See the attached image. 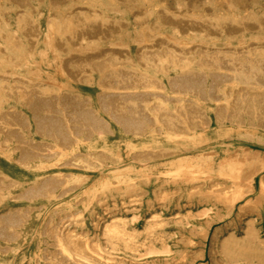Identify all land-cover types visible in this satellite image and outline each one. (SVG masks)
Segmentation results:
<instances>
[{
	"label": "bare ground",
	"instance_id": "1",
	"mask_svg": "<svg viewBox=\"0 0 264 264\" xmlns=\"http://www.w3.org/2000/svg\"><path fill=\"white\" fill-rule=\"evenodd\" d=\"M107 1L109 13L104 0H0V154L11 163L0 166V264L24 241L34 249L24 264H206L195 244L255 191L259 171L257 195L237 216L262 218L264 55L251 50L264 49V8L249 11L258 0ZM91 79L94 95L75 89ZM171 173L194 180L185 191L205 202L202 223L191 211L163 218L182 202L177 188L151 178ZM65 197L67 206L55 205ZM110 200L129 218L106 220L103 238L91 236L96 205L106 214ZM156 205L162 213L151 212ZM141 221L143 236L134 227ZM169 223L192 229L162 234ZM244 237L218 238V264L243 253L264 264L253 219Z\"/></svg>",
	"mask_w": 264,
	"mask_h": 264
},
{
	"label": "rangeland",
	"instance_id": "2",
	"mask_svg": "<svg viewBox=\"0 0 264 264\" xmlns=\"http://www.w3.org/2000/svg\"><path fill=\"white\" fill-rule=\"evenodd\" d=\"M43 4L44 3H42L41 6H43ZM103 6L105 7L104 11L109 13L110 10L108 9L109 7H108V1L107 0H104ZM261 8H264V0H258L256 2V4L250 5V7L248 9H249V11L255 12V10L258 11ZM214 9L216 10V8H214ZM237 10H240V8L237 7ZM7 13L9 16L6 18V20L8 22H10L9 26L11 27L13 25L12 21L14 20V17L12 16V11H8ZM44 14H45V12H44ZM44 14H41V16L39 17L40 18L39 22L41 24L40 26L42 29H44V18H45ZM114 14H116V16L127 15V13L125 11H122L119 13H114ZM130 20H131V18H130ZM133 27H134V25L132 23L128 24V31H130L129 33L132 32ZM245 38L248 39L249 35L246 34ZM232 41L235 43V45H237L236 39H233ZM40 45H41V43H40ZM130 49L132 52H134V50L136 49L135 45L131 44ZM251 51L254 54H258L259 52L262 51V54L264 55V49H260L259 47H254ZM75 89H77V90H79L85 94L94 95V93L97 92V85H96L95 79L94 80L91 79V80L84 82V83H78L75 86ZM14 105L17 107H20V104H18V103H15ZM210 133H212V131H210ZM235 134L236 133H232L231 136H236ZM231 136L225 137V138L223 137V138L226 141H228V140H232L235 142L238 141L236 139V137H231ZM218 138L217 137L211 138V140H217ZM130 139H132V138H130ZM113 141H117V139L116 140L114 139ZM113 141H111V143H113ZM154 141L156 142V144L165 145V146H170L173 144V142L168 137H160V138L156 137L154 139ZM117 143H119V144L115 145L116 148H119V149L126 148L125 141H123V142L118 141ZM251 145L254 147L259 146L257 144H251ZM259 147L264 148V146H259ZM223 154H224V152L219 153L217 155L218 156L217 158H219ZM6 165L11 166L10 161L6 160L3 157V155L0 154V166L6 167ZM246 165H248V164H246ZM166 168L168 169L169 167H166ZM261 174H262L261 171H259L254 176L253 183L255 185V191L252 193L246 194L245 196H243L241 198L236 199L234 201L231 212L225 216L223 214V217L220 220L215 221L210 225L208 241L205 242L206 240H204V243H202V244H198V245L195 244V246H199V247L203 248V250H204L203 252L205 254L202 256V258L200 260L205 259L206 264H218V262L224 260V258H225L218 251L219 246L221 245V242L217 241L218 238L222 237V239H223L227 236L233 235L235 239L239 240V242H241V243L246 242V239L244 237V231H245L246 223L252 219L254 220V223L259 227V229L261 231V235L264 237V209L261 208L262 218L255 216L254 213H251V212H245L240 217L237 216L239 207L243 204V202H245V200L252 198V197L257 195L256 189L258 187V182L260 180ZM171 175H172V173H171ZM91 176L96 177V173L91 174ZM169 176H170V174H166V175L160 174V176L157 178L155 176H152L151 181H153L154 185H157V187L163 186L164 188H167L169 190H173V189L177 188V192H176V194H174V197H175V199H178L179 202H182V204L179 207L178 206L177 207L169 206L168 208H166L163 211V213L161 211L162 207L160 205H156L155 207H153L151 209L152 210L151 212H154L155 214L156 213H158V214L162 213L163 218H172L175 216L184 215V214H186L187 211H191V212H193V217H190V219H192L194 222H195V220H197L198 223H202V220L204 219L203 216L196 215V213L198 211V208L203 206L205 204V202L197 200L198 193H193L192 196L189 198V197H187V193L185 191V189L189 185L194 183V180L189 181V180H185L183 178L172 180L173 177H180V175L175 174V176L172 175L170 178H169ZM197 180H201V179H197ZM120 190H122V189H118V191H120ZM116 197L120 198V197H124V196L123 195H117ZM107 198L113 199L114 197L110 196ZM67 199H69V197H65L63 200L57 202L55 205L67 206L65 204ZM5 200L11 201L13 199H9L7 196ZM110 204H111L110 205L111 209H109V211L106 214H104V209H102V207H100L99 205H96L95 210L98 213V217L100 218V222H99V225L97 227H92L90 224L88 225L87 230L92 234L91 236L98 235L99 238H101V239L103 238L101 223L106 221V220H111V219H113V217H115L117 215L118 216H127V218H129L128 216H129L130 211H127V210L123 211L120 209H116L115 206L113 205L112 201L110 202ZM49 205H51V204H49ZM262 205L264 206V200L262 201ZM112 208H114V209H112ZM222 211H225V210L222 209ZM173 212H175V213L173 215H170ZM154 213H152V214H154ZM37 217H39V215H34L35 219H37ZM143 224L144 223H142V221H141V222H138L134 225L136 234L139 236L144 235ZM184 227L188 228L187 231L192 229L191 226H189V225L180 226V225H177V223L165 224V225L161 226L160 229H161V232H163L162 234L170 235L176 229H180V228L182 229ZM185 234L189 235L190 233L186 232ZM179 235L180 234L177 231L176 235H174V237L179 236ZM177 244H179V243H177ZM33 251H34V249H29L27 247V243L24 241L22 243V245H20L16 249L14 256L11 257L12 260H11L10 264L27 263L28 260L30 261L31 259H33V256H34V254L32 253ZM196 251H197V249H196ZM115 252H119V251H115ZM29 254H31V255H29ZM238 258H239L238 260H231V261L227 262V264H259L260 262H262V260L259 259V257L252 256L248 253H246V254L243 253V254L239 255ZM162 260H163L162 258L159 259L160 262Z\"/></svg>",
	"mask_w": 264,
	"mask_h": 264
}]
</instances>
